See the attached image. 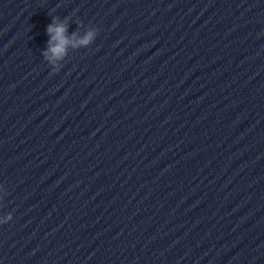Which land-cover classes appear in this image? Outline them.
I'll list each match as a JSON object with an SVG mask.
<instances>
[{
	"label": "clouds",
	"instance_id": "obj_1",
	"mask_svg": "<svg viewBox=\"0 0 264 264\" xmlns=\"http://www.w3.org/2000/svg\"><path fill=\"white\" fill-rule=\"evenodd\" d=\"M68 18L65 20H60L59 17L53 16L52 23L47 26V34L49 36L48 47L42 53L44 60L51 65V73L54 75L60 71L62 68V63L68 56V48L71 46L74 49L87 48L89 47L97 37L98 28L89 27V29L81 37L78 32H74L70 38L67 35L68 32ZM82 24L77 25V27H82ZM13 219L10 214L6 220L0 221V224L7 223Z\"/></svg>",
	"mask_w": 264,
	"mask_h": 264
}]
</instances>
